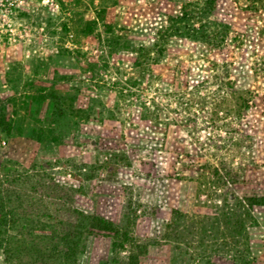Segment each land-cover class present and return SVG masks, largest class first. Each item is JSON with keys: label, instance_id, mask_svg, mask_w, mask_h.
Here are the masks:
<instances>
[{"label": "rangeland", "instance_id": "rangeland-1", "mask_svg": "<svg viewBox=\"0 0 264 264\" xmlns=\"http://www.w3.org/2000/svg\"><path fill=\"white\" fill-rule=\"evenodd\" d=\"M43 1L17 0L15 41L0 28V264L64 237L78 247L55 264H264V206L247 202L264 198L255 92L236 88L232 61L196 80L180 63L154 71L170 40L204 61L222 49L215 0L188 3L152 45ZM119 60L138 75L124 83ZM88 216L117 232L85 234Z\"/></svg>", "mask_w": 264, "mask_h": 264}, {"label": "crops", "instance_id": "crops-1", "mask_svg": "<svg viewBox=\"0 0 264 264\" xmlns=\"http://www.w3.org/2000/svg\"><path fill=\"white\" fill-rule=\"evenodd\" d=\"M45 1L47 0L43 2ZM59 1L74 7L73 9L78 12L77 17L85 24L99 25L97 13L104 10L108 24L115 33L122 35L127 42L139 45L155 43L158 33L169 26L171 19L180 18L188 3L206 2V0ZM53 3H55L51 4L53 7L59 5L58 2ZM208 19L226 29L222 49H209V60L204 61L191 56L194 51L191 50L189 43L182 44L181 40H170L154 71L161 72L165 77L166 72L170 75V72H174L176 64L180 63L182 71L177 74L196 80L210 72V69L202 67L203 64L209 65L210 60L219 63L232 61L230 72L231 76H235L236 88L255 92V109L258 111L264 109V0H215V6ZM135 54L117 53L115 58H127L130 61ZM190 58L195 60L189 64ZM119 62L121 63L120 60ZM121 65L122 70L119 74L124 83L138 75L134 68L124 67L123 63ZM244 76L250 78V84L243 82Z\"/></svg>", "mask_w": 264, "mask_h": 264}, {"label": "trees", "instance_id": "trees-1", "mask_svg": "<svg viewBox=\"0 0 264 264\" xmlns=\"http://www.w3.org/2000/svg\"><path fill=\"white\" fill-rule=\"evenodd\" d=\"M210 13L211 12H208V15ZM183 16L184 13L180 18H176L175 20H180L181 22ZM97 19L99 24L102 23V27L105 28L106 33L111 32V26L110 24H108L104 10H101L97 13ZM171 21H174V19H171L170 23ZM86 25L88 26L96 25V23H86ZM167 30H171L170 26L167 27ZM247 202L249 206H254V205L264 206V198H251V199H247ZM1 210H2V205L0 204V213ZM85 218L89 220V223L87 224L88 226H86L87 228L84 231L85 234L98 232V233H106L110 235L111 233L117 232L114 228V225L105 219L99 218L97 216H88ZM68 236L71 237L72 235L69 234ZM53 245L54 246L51 248V250H48L46 254L41 250H37L34 246H31V264H55V258L53 257V255H55L57 252L62 257L61 262L68 261L70 257L72 258V256L75 255V251L77 250L78 247V244H72L67 237L58 239L57 241L54 242ZM61 245L62 247H60ZM8 247L9 248H7L6 252L8 251V249L11 252L16 251L18 249L17 246H8Z\"/></svg>", "mask_w": 264, "mask_h": 264}, {"label": "built area", "instance_id": "built-area-1", "mask_svg": "<svg viewBox=\"0 0 264 264\" xmlns=\"http://www.w3.org/2000/svg\"><path fill=\"white\" fill-rule=\"evenodd\" d=\"M52 2V0H49ZM18 7L17 0H0V28H5V33H7L8 41H15L14 34L11 27V18L16 12ZM68 39H72V34H67Z\"/></svg>", "mask_w": 264, "mask_h": 264}]
</instances>
